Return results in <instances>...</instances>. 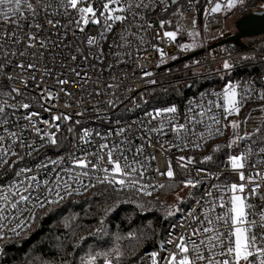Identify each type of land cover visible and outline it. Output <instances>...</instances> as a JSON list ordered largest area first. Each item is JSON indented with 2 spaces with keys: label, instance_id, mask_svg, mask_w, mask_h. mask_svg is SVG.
Instances as JSON below:
<instances>
[{
  "label": "snow or ice",
  "instance_id": "6c2138e0",
  "mask_svg": "<svg viewBox=\"0 0 264 264\" xmlns=\"http://www.w3.org/2000/svg\"><path fill=\"white\" fill-rule=\"evenodd\" d=\"M192 2L188 0L189 6ZM246 2L215 0L213 3L209 0L210 12H229L237 7L243 8ZM158 6L167 13L168 6L164 0H0V23L5 25L0 30V98H3L0 100V169H5V175L8 172L13 174L6 184L0 180V253L4 251L3 244L27 233L39 212L45 209L51 211L53 206L64 200L103 185L102 196L109 189L117 196L122 192L133 193L138 208L147 210L148 205L155 202L162 208L165 219L179 214V222L171 223L166 237L158 242L157 249L148 253L149 264H264V205L257 206L250 202L252 198L259 199V193L264 188V174L257 168V164L264 168V127H256L251 131L246 127L242 129L248 118H239L244 103L253 94L251 83L228 80L220 91L200 93L199 99L193 98L188 102L183 122H180L178 106L173 103L154 107L144 112V119L138 123L133 121L123 124L115 131L109 129L102 134L81 128L75 137L77 144H70L68 137L75 132V125H79L81 120L69 125L71 114L53 112L51 106L44 109L45 104L58 101L61 95L73 96L66 86L78 84L76 91L83 92L89 82L88 72H82L78 70L80 66L73 67L72 64L78 58L83 61L91 58L94 61L92 68L96 67L95 62H103L106 58L103 45L108 42L110 34L113 38L108 47L112 58L121 55L129 57L134 45L135 50L140 52V45L145 43L144 34L152 27L147 22L146 11ZM141 10L145 11V15L141 14ZM204 11L208 14L209 9ZM174 15L182 18L185 11L177 8ZM89 24L98 27L99 31L86 34L85 29ZM117 24L120 26L118 30L115 28ZM159 24L161 29H166L172 20L161 19ZM70 29L74 38L76 31L85 35L80 43L86 48L79 44L64 43ZM180 31L177 25L175 30H163L155 39L173 43ZM187 34L194 38L200 35L194 18ZM54 36L59 39H53ZM198 46L195 39L192 43L178 44L179 50L183 52ZM151 47L158 53L161 64L165 63L166 58L176 59L175 56L168 57L158 43H152ZM61 55L70 63L56 61V57ZM241 59L247 60L250 56L245 55ZM49 61L58 64V73L48 67ZM121 62L116 60L117 64ZM192 64L198 65L199 61H193ZM233 66L229 53V58L224 59L215 71L227 74ZM140 67L142 78L153 75L144 70L142 65ZM184 67L188 68L189 65ZM107 68L111 69L113 65L108 64ZM53 76L54 83L47 84L46 78ZM110 79L118 78L113 76ZM101 83L104 91L96 86L93 92L75 99L77 106L84 105L81 111L76 112L77 116L83 117L89 110L99 116L121 103L122 97L116 95L120 85ZM148 83L155 84L156 81L149 80ZM30 85L33 91L40 90L38 95L29 93ZM257 95L264 100V89ZM94 97L103 99H95L89 108L86 101ZM131 99L135 102L136 97ZM140 100L145 102L143 94ZM37 105L50 113V119H42L40 111L32 110ZM63 107L70 108L71 104L66 100ZM197 127L202 131L197 132ZM29 133L32 135L29 136ZM169 133L172 139L165 140L160 147L167 146L181 153L189 149L202 150L213 137L227 135L228 139L225 145L214 144L209 153L202 156V166L196 167L193 175L190 171V165L195 163L192 155H178L175 168L169 158L164 170L152 167L155 155H144L145 148L152 146L153 134H157L159 142ZM93 136L101 141L96 151L88 152L79 147L80 144L93 143ZM113 136L115 141L110 139ZM62 137L64 144H61ZM134 140L142 142L134 145ZM240 142L259 144L258 152L255 153L259 159L255 163L249 159L253 156L252 147L240 151ZM42 147H64L67 155L55 159L45 157L32 166L13 167L26 157L33 158L34 153H39ZM222 148L236 152L227 154L225 171L213 172L210 167H203L213 162V154L220 153ZM49 165L52 166L51 171H48ZM249 165L251 171H248ZM42 170L48 178H40ZM150 171L157 173L160 179L152 180L149 177L146 181ZM178 173H181L179 179ZM228 175L236 176L237 180L227 182ZM221 176L225 180L221 181ZM210 181L217 182L210 183L197 196L196 192ZM161 192L166 197L170 196L171 202L161 199L158 194ZM185 200L191 201L192 206L187 209L182 207ZM21 204L25 205L23 209ZM111 210V205H105L102 212L106 214ZM24 212L28 214L25 216ZM76 218L77 215L72 214L63 218L61 223L68 229ZM4 221H9V224L6 226ZM152 223L148 222L149 228ZM103 225L104 215H100L93 232H104ZM158 234V230H153V235ZM126 236L148 239L143 233L138 236L135 231L128 232ZM122 238L116 236L117 241ZM113 252L115 261L110 258ZM68 255L71 256V253ZM101 256L103 264H119L123 251L118 244H114L107 251L90 252L86 259H81V264H96L97 257ZM61 264L70 262L61 260Z\"/></svg>",
  "mask_w": 264,
  "mask_h": 264
},
{
  "label": "built area",
  "instance_id": "2783aa9c",
  "mask_svg": "<svg viewBox=\"0 0 264 264\" xmlns=\"http://www.w3.org/2000/svg\"><path fill=\"white\" fill-rule=\"evenodd\" d=\"M164 2L165 4H167L168 10H169L173 4L172 1L164 0ZM212 2L214 3L215 0H212ZM201 3H202V0H193L191 6H189L188 2L183 6L182 10L185 11V15L184 17L180 18L181 30L183 32L180 35V37L177 39V41L173 43H168L166 40L157 41L155 39L157 34H160L163 30H168L167 28L161 29L160 24H159L160 19L158 18L157 20V15L164 12L161 10V7L158 6L154 9H148L146 11L147 22L151 23L152 27L150 29H147V32L144 34L145 43L140 45V48H141L140 52H137L135 50L136 46L134 45L132 53L129 57L126 58L123 55H121L115 59L112 58V56L110 55L109 47H108L109 43L112 42V38H113L112 35L110 34L108 38V42L103 45V51L106 57L103 62H95L96 67L92 68L91 65L94 63V61H92L91 58H89L87 61H83L80 58H78L77 61L74 64H72L73 67L80 66L78 70L82 72L83 71L88 72V76H89L88 85L85 86V89L83 90V92L76 91V89L79 87L78 84L73 83L70 85V87L66 86V89L68 91L73 92L72 97H65L61 95L58 101H51L48 104L44 105V109H47L48 107L51 106L53 112L64 111L66 113L71 114L72 121L68 122L69 125L74 124L76 120H81V123L79 125H75V132L71 136L68 137L70 144L78 143L75 137L79 134L81 128H87L90 130L99 131L103 134L109 129L115 131V129L118 126H122L123 124L131 123L133 121H136L138 123L140 120L144 119V112L151 110V109L145 108V105L148 101L146 90L148 87L153 85L151 83H148V81L155 80L157 82V80L160 77V74H159L160 68L163 65L173 61V59L166 58L165 63L163 64L159 63V55L152 49L151 47L152 43H158L161 47L165 49V51L168 54V57L175 56L176 59L181 56L190 54L195 50L204 48L205 49L204 53H206L207 57L203 63L200 62V65L222 62L224 59L229 58V53H228L227 55L222 54V56L217 59L213 57L210 54V51L208 50V47L210 44H212L213 42L219 40L220 38L224 36V29L226 25V15L224 14V12L212 14L210 12L211 5L209 3V0L205 1L204 6H202ZM205 9H209L208 14L205 13L204 11ZM141 14L145 15V11L141 10ZM193 18L196 20V27L200 31V35L194 38L197 41L199 46L194 49H190L187 52L180 51L178 48V44L184 43L183 41H181L182 38L185 37L186 43H188L187 39L192 40L191 38H189L191 36H189L187 32L191 30V20ZM155 22H158V26L154 25ZM140 23H144V21H140ZM205 25H207V28H205ZM3 27H5V25L0 23V30H2ZM119 27H120L119 24L115 26L117 30L119 29ZM24 30L27 31V28H25ZM85 31H86V34H96L99 31V28L92 24H89L88 26H86ZM45 35H47V33H45ZM52 38L59 39L58 37H55V36ZM84 39H85V35L81 34L79 31L75 32V38H74L73 32L70 29L69 35L67 39L64 41V43L79 44V46L86 48L87 47L86 45L80 43ZM248 46L249 44L247 45L244 42L241 43L242 49H240L239 51L233 54H230L231 60L233 62L235 60L241 61L242 60L241 57L245 55L250 56V58L261 57L262 59H264V50H258L253 47L245 48ZM112 50L115 51L116 49H112ZM60 51L66 52L67 50L61 49ZM93 51L95 50L93 49ZM117 59H119L122 62L117 64L116 63ZM56 61L60 63H70L69 61L65 59L63 55L57 56ZM108 64H112L113 68L108 69L107 68ZM141 65L143 66L144 70L152 72L153 75L151 77L142 78L141 67H140ZM39 67L42 68L43 66L39 65ZM48 67L52 68V70L56 73L59 72L58 64L52 61H49ZM198 67H199L198 65L192 64L190 65L189 69L190 70L197 69ZM101 69H104L103 72H101ZM184 71H186L185 67L179 68L176 70H171V73L179 74ZM113 76L117 77L118 79L117 80L110 79V77H113ZM72 79L75 80L76 78L73 76ZM263 79H264V76H263ZM37 80L39 82V77H37ZM54 81H55V76L51 78H46V83L49 85L53 84ZM101 81L108 82V83H115V84L120 85V87L118 88L116 92V95L122 97L121 103H119L116 108H109L106 112L100 114L99 116H97V114L91 110L85 112L83 117L77 116L76 112L81 111L84 105L81 104L80 106H77L75 104V99L85 93L93 92L96 86H99V89L101 91H104V86L101 83ZM237 81H240V82L247 81L251 83L253 86V94L244 103V106L248 104H251L252 106L250 107L246 115V117L248 118L247 124L243 125V128L246 127L247 130L251 131L252 129L256 127H264V107H262L264 106V100L259 99L257 95V93L261 89H264V80L259 82L258 80H256L255 78L251 76V77H240V78L235 79L233 82H237ZM222 88L223 86L217 87L215 85H206L202 89H200L196 94L189 96L184 101L181 108H178L179 114H180V122H183V116L185 114L186 107L190 100H192L193 98L199 99L200 93H203L205 91H209V90L220 91L222 90ZM39 91H40L39 89H36L35 91H33L32 86L31 85L29 86L30 94L38 95ZM240 91L241 93L243 92V85H241ZM141 94H143V100L145 101L143 103L140 100ZM123 97H128V98L123 99ZM132 97H136L135 102H133V100L131 99ZM2 99L3 98H0V100ZM95 99H103V97H94L93 99L87 100L86 103L89 106V108L91 107V104L94 103ZM66 100L71 104L70 108L63 107ZM221 103H222V100H221ZM137 105H139V107H137ZM44 109H41L40 105H37L32 110L40 111V116L42 119H50V113ZM117 121H119V125L117 124ZM61 131L63 133L64 129L62 128ZM200 131H202V129L200 127H197V132H200ZM31 135L32 134L29 133V136ZM64 135H67V133H64ZM216 138H219V137H213L212 139L208 141V143L211 140L216 139ZM110 139L114 141L116 140L114 136L110 137ZM171 139H172V135L171 133H169L168 136L160 139L158 142L157 134H153L152 146L146 147L144 151L145 156H148L149 154L155 155L156 160L152 162L153 168L158 167L161 170H164L166 167V161L169 158L172 159L173 166L175 168V158L178 155H181V154L189 155L188 154L189 152L201 151V150L189 149L181 153L177 151L176 149H169L167 148V146H165L164 148L160 147V144L164 143L165 140H171ZM141 142H142L141 140H134L133 144L135 145ZM100 143L101 141L95 136H93V143L87 144V145L80 144L79 147L83 148L85 151L92 152V151L97 150V147ZM61 144H64L63 137L61 138ZM241 144H242L241 151L244 150L246 147H249V146L252 147L253 156L250 157L249 159L251 162L255 163L259 159V157L255 155V153L258 152L259 144L251 145L250 142L249 143L241 142ZM66 155H67V149L64 147H61V148L42 147L40 148L39 153H34L33 158L26 157L24 161L17 162L14 168L18 169L25 165L32 166L35 163H39L42 160H44L45 157L55 159L57 156H66ZM77 155H79V152H77ZM201 166H202L201 163L197 161H195L194 165H190V170L192 171V174L195 175V168L201 167ZM226 166H227V157L223 158L221 163L217 166L209 165V164L203 165V167L205 168L210 167V170L213 172H223L225 171ZM257 168L258 170L261 171V174H264V168H262L259 164H257ZM51 169H52V166L49 165L48 171H51ZM251 170H252L251 166L249 165L248 171H251ZM246 175H247V172H246ZM149 177H151L152 180L160 179V177L154 171H150L147 174L145 178L146 181ZM40 178L41 179L48 178L47 173L42 170L40 173ZM220 180L221 181L225 180V177L221 176ZM236 180H237V177L234 175L227 176V182L229 183L234 182ZM7 182H4V183L6 184ZM215 182L217 181H210L209 183H206L201 189H199L196 192V195L199 196L200 194H202L204 189L210 186V183H215ZM85 183H87V178H85ZM84 193L86 192H83L82 194ZM250 202L257 206L264 205V188H262V190L259 193V199L252 198ZM190 206H192V203L188 207ZM20 207L23 209L25 205L21 204ZM27 214H28L27 212H24L25 216ZM178 222H179V216L167 225L165 229V233H164V238L166 237L167 231L169 230V225L171 223H178ZM4 224L7 226L9 224V221H4ZM151 251L153 250L149 249L145 251L144 257H143V264H149L148 253H150ZM0 256H1V253H0Z\"/></svg>",
  "mask_w": 264,
  "mask_h": 264
},
{
  "label": "trees",
  "instance_id": "16d2710c",
  "mask_svg": "<svg viewBox=\"0 0 264 264\" xmlns=\"http://www.w3.org/2000/svg\"><path fill=\"white\" fill-rule=\"evenodd\" d=\"M188 0H180L170 7V15L174 14L177 8L183 9V6ZM259 3H264V0H247L243 8H239L241 16L247 15L255 10ZM183 5V6H182ZM171 18L172 24L167 26V29L175 28V21L179 25V19ZM158 20V18H157ZM237 44L236 42H232ZM231 44V43H228ZM206 53L178 63L169 70L183 68L185 65L192 64L193 61H198L200 58H205ZM233 69L229 72L230 78L234 80L240 77H253L259 82L263 81L264 76V59L261 57L250 58L247 60H235ZM166 70L165 72L169 71ZM185 72L177 75L161 76L155 85L150 86L146 90L148 101L145 105L147 109L154 107L167 106L176 104L181 108L184 101L191 95L196 94L206 85H215L221 87L225 80L217 77L193 79L191 82L183 81L180 76ZM193 73V72H192ZM167 89V91H165ZM248 104L241 109L240 119L243 120L250 107ZM243 129V125H242ZM228 136L219 137L211 140L207 146L201 151L189 152L195 161L200 162L202 156L209 153V150L214 144L220 143L225 145ZM230 149L222 148L220 153H214V160L209 165L217 166L223 158L227 157ZM15 167V165L13 166ZM191 171V170H190ZM12 173L8 172L5 175V169H0V180L7 182ZM181 173L177 174L180 178ZM105 186L97 185L84 194L70 197L60 204L53 206L51 211L45 209L37 215L36 221L26 234L19 238L13 237L8 243L3 244V253L0 256V264H61V260H67L70 264H81V259H86L91 252L95 254L98 251H107L118 244L123 251V256L119 264H143L145 251L152 249L156 250L158 242L164 238V233L167 225L175 220L173 218H164L163 210L159 204L153 202L148 205V209L137 207L133 193H120L118 196L108 190L106 195H101ZM161 199H167L164 193H158ZM116 201V203H113ZM171 202V201H169ZM192 202L185 200L181 205L185 209ZM105 205H111L112 210L106 214L102 212ZM76 214L77 218L71 222V228L66 229L61 220ZM100 215H104V232L95 233L93 229L98 225ZM152 221L151 228L148 227V222ZM153 230H158V235H153ZM130 231L137 232L138 236L143 233L148 239L141 237L140 239L127 238L126 234ZM123 237L117 241L116 236ZM83 237V239H79ZM71 253V256L68 255ZM110 258L115 261L114 252ZM96 264H103V257H97Z\"/></svg>",
  "mask_w": 264,
  "mask_h": 264
},
{
  "label": "rangeland",
  "instance_id": "374dc122",
  "mask_svg": "<svg viewBox=\"0 0 264 264\" xmlns=\"http://www.w3.org/2000/svg\"><path fill=\"white\" fill-rule=\"evenodd\" d=\"M262 5H264V3H259L256 7V9H264V7H262ZM183 6V5H182ZM182 8V7H181ZM180 8V9H181ZM176 11H174L175 13ZM224 14L226 15V25H225V29H224V36H227L229 34H233L236 32V26H235V22L236 20H238L239 17H241V14L239 13V7L233 9V10H230L229 12H224ZM176 18V16L174 14L170 15V10L167 11V13L163 12V13H160L159 15H157V18H159L160 20L161 19H165V20H168V19H171V18ZM178 19V18H177ZM180 20V19H179ZM175 25L177 27L178 23L175 21ZM179 26L181 28V25H180V21H179ZM175 28H170L168 30H175ZM182 30L178 33V36H177V39L180 37V35L182 34ZM184 35V34H183ZM191 38L192 40H188L187 39V42L188 43H192L193 42V39L194 37H189ZM177 41V40H176ZM184 43L185 42V37L182 38V40ZM246 43L247 45L249 44L248 47H245V48H255V49H258V50H264V34L263 35H260V36H254V37H246V38H243L242 39V43ZM241 48V44L238 43L237 44H226V45H223L221 47H218L216 49H213V50H209L210 51V54L215 57V58H219L222 56V54H225L227 55L228 53L230 54H233L237 51H239ZM206 55H205V58H200L198 59L199 61V64H198V68L197 69H192L190 70V64L188 68H185L186 71H184L185 75L183 76H180L182 78L183 81H186V82H190L193 80V79H188L189 77L193 76V77H196L198 76L197 78L199 79L201 76H203V78H211V77H217L219 76L218 74H212V72H215V69L219 68L220 65H221V62H217V63H212V64H202L200 65V62H204L206 60ZM243 61V60H242ZM192 65V64H191ZM170 68L166 69V70H169ZM188 69V70H187ZM166 70H163V71H159V74H160V77L161 76H166V75H172L173 73H171V70L165 72ZM193 72V73H192ZM221 77H223V79L225 80V83L228 81V80H231V81H234L233 78H230L229 75V72L227 74H225L224 72H220ZM174 75V74H173ZM177 75V74H175ZM159 77V78H160ZM158 81V80H157ZM193 82V81H192ZM224 83V84H225ZM156 84V83H155ZM153 84V85H155ZM152 85V86H153ZM229 135H230V131H229ZM241 147H242V144L241 142L239 143L238 145V150L241 151ZM230 153L232 154H236V152L233 150V149H230ZM168 201H171V197L168 196Z\"/></svg>",
  "mask_w": 264,
  "mask_h": 264
},
{
  "label": "water",
  "instance_id": "95a60500",
  "mask_svg": "<svg viewBox=\"0 0 264 264\" xmlns=\"http://www.w3.org/2000/svg\"><path fill=\"white\" fill-rule=\"evenodd\" d=\"M173 4L178 3L180 0H171ZM206 0H202L201 5L204 6ZM155 26H158V22L154 23ZM237 32L223 36L219 40L213 42L209 45L208 50H213L228 43L236 42L242 43V39L246 37L260 36L264 34V9H257L247 15H243L238 18L235 22ZM205 49L201 48L193 51L190 54L181 56L160 68V71L166 70L173 67L178 63H182L186 60L195 58L200 54L204 53Z\"/></svg>",
  "mask_w": 264,
  "mask_h": 264
},
{
  "label": "flooded vegetation",
  "instance_id": "af4514ba",
  "mask_svg": "<svg viewBox=\"0 0 264 264\" xmlns=\"http://www.w3.org/2000/svg\"><path fill=\"white\" fill-rule=\"evenodd\" d=\"M236 32H237V29H236Z\"/></svg>",
  "mask_w": 264,
  "mask_h": 264
}]
</instances>
